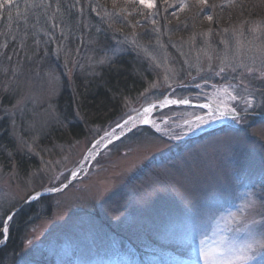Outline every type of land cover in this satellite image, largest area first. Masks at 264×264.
<instances>
[{"label":"rangeland","instance_id":"rangeland-1","mask_svg":"<svg viewBox=\"0 0 264 264\" xmlns=\"http://www.w3.org/2000/svg\"><path fill=\"white\" fill-rule=\"evenodd\" d=\"M101 1L102 12L94 10L83 23L85 36L98 28L79 70L80 48L65 44L83 43L81 33L61 31L56 49L55 30L45 32L60 0L55 7L36 0L35 9L29 0H12L0 8V221L16 210L27 216L34 203L38 209L23 223L15 260L4 264H205L198 253L204 238L210 257L227 264L229 244L252 242L253 226L245 229L231 214L250 193L264 199V80L254 79L264 71V0L244 4V14L224 12L242 0L215 7L198 0H160L158 6L155 0L153 8ZM217 10L224 14L214 17ZM41 26L43 35L37 34ZM31 47L44 49L43 65L34 53L24 58ZM50 53L61 65L46 71ZM128 54L143 68L142 90L124 99L107 125L64 143L48 139L59 124L66 128L55 106L63 78H89ZM220 67L225 71L217 74ZM236 94L242 99H230ZM182 98L191 104L150 108ZM227 107L243 119L220 116L218 109ZM145 108L151 109L143 116L148 123L125 124ZM226 122L234 127L215 129ZM18 156L35 163L22 172ZM14 222L0 224L9 228L0 240H8Z\"/></svg>","mask_w":264,"mask_h":264},{"label":"trees","instance_id":"trees-1","mask_svg":"<svg viewBox=\"0 0 264 264\" xmlns=\"http://www.w3.org/2000/svg\"><path fill=\"white\" fill-rule=\"evenodd\" d=\"M34 3V9L37 3L36 0H29ZM210 7L213 5L217 6L218 2L225 1L228 3V0H208ZM243 1V0H242ZM240 5L237 4L235 7L230 6L228 7L227 11H224L226 9H223L222 11L229 12L240 10L244 14V4L250 5L254 4V0H244V2ZM36 2V4H35ZM59 0H49V3L52 7H55L58 5ZM158 6L161 4L160 0H157ZM254 2V3H253ZM79 3V4H78ZM61 8L60 12L58 10V13L53 15L51 20H49L46 25H48V28L46 29V33L51 36L53 30H55L56 34L59 33L60 36L54 35L55 40L52 41V46H54L56 49L58 47L56 46H62L61 40L64 38V35L69 34L70 32H78L81 33V38L83 43H78V41H67L65 45L67 50L74 51L76 48H80L78 51L80 53L77 54L78 59L80 61L79 64H77V61L75 57L73 56L71 58L70 63H73V60L75 59V67L74 69L81 68V62L82 59H86L85 56L87 55L89 49L88 47L92 46V39L95 37L96 29L98 28L93 27L94 29L89 30L91 31L90 34H86L84 31L83 23L85 21V18L89 17L93 11H100L102 12L103 9V1L101 0H60ZM38 5V4H37ZM67 11L63 12L61 9ZM80 10L78 12V10ZM235 10H234V9ZM246 8V7H245ZM54 9V8H53ZM6 11L5 13H7ZM27 12H30L29 9ZM238 12V11H236ZM216 15L214 17H217V15L224 14L223 12H219L217 10ZM239 13V12H238ZM88 15V16H86ZM244 16V15H243ZM250 17V16H249ZM218 18V17H217ZM221 18V17H220ZM238 18V16L236 17ZM184 18H180L178 20V23L182 22ZM222 20V18H221ZM224 21V20H223ZM52 23V24H51ZM168 23V22H167ZM53 28H50V27ZM61 29V30H60ZM61 31L64 35L61 34ZM49 32V33H48ZM44 29L39 28L37 34L43 35ZM108 34V33H107ZM119 34V33H117ZM114 35L116 33L114 32ZM89 37V39H87ZM106 37V36H105ZM59 38V40H57ZM60 44V45H59ZM91 44V45H90ZM32 48V47H31ZM29 49L26 51V57L25 59L29 58L34 53V57L38 55V62L43 65L44 64V55L43 50L39 49L38 52L35 53V48ZM58 51V50H57ZM59 52V51H58ZM43 55V56H42ZM54 53H50L49 59L51 60V63L48 65L47 70H52L53 66H56L57 68L60 67V65L52 63ZM57 57V56H56ZM64 63V62H63ZM66 65V63L64 64ZM80 65V66H79ZM142 67H140L139 63L135 59L134 56L131 54L128 55H119L116 57V60L114 62H111L109 65L102 66L97 75H93L89 78H84V76H78L74 75L71 77V79L65 77L63 78L62 82V89L60 94L58 95V98L56 100L55 106L57 108V112L62 120V125L66 128L63 129L62 127H58L53 129V135L49 137L48 139H56L59 142L67 141V140H73L74 138H79L85 134L87 129L89 127L95 126V125H107L115 118V116L119 113L121 110L123 100L126 98H130L136 92H139L142 90V78L140 75ZM77 70L75 71V73ZM7 135L1 136V142L4 144V147L8 148L9 140L7 138ZM60 139V140H59ZM2 159V157H1ZM18 161V164L23 160L19 165V169L23 172L28 168V163H35L33 159L31 161H25L24 159L16 158ZM6 161V160H5ZM25 161V162H24ZM33 161V162H32ZM47 200V198H43V200ZM42 200V199H41ZM43 200L41 202H43ZM38 204H40L38 202ZM25 209L26 212H28L27 216L23 212H19L14 217V224L12 225V230L10 231L8 240L6 244L2 247H0V264H4V261L7 258L11 257V263L15 260L17 250L20 248V237H21V231L23 229V223H25L31 215L37 213V203H34ZM14 264V263H13Z\"/></svg>","mask_w":264,"mask_h":264},{"label":"snow or ice","instance_id":"snow-or-ice-1","mask_svg":"<svg viewBox=\"0 0 264 264\" xmlns=\"http://www.w3.org/2000/svg\"><path fill=\"white\" fill-rule=\"evenodd\" d=\"M140 5H143L147 8H153L155 7V0H135ZM200 4L207 5L208 0H198ZM229 2H232V0H229ZM12 0H3V3H0V8H3L5 4H11ZM187 4L183 3L181 4V8L186 7ZM207 19L211 20L212 17L208 16ZM10 60L11 57H8ZM262 67H264V61H262ZM233 71L236 70V67L234 66ZM225 71L224 67L219 68V73H223ZM247 71L249 73H252L255 71L254 68H247ZM254 79L258 80H264V71H260V74L255 76ZM248 86H246L247 88ZM224 91H227V89H224ZM261 91V90H257ZM250 96H253L254 93H249ZM261 95H264V91H261ZM230 99L237 100L242 99V97L239 96V94L231 95ZM171 104H187L189 103V100L187 99H179V100H169L167 101ZM244 103L247 106H252V99L245 100ZM151 109L145 108L143 111V114L137 113V117H129L128 121H125V124H127L129 121L135 123L136 119H141L142 122L148 123L149 121L146 119H143V116L146 115ZM219 115L224 116L226 114H231V117L233 120H242L243 117L240 115V113L237 111L236 107H227V108H221L218 109ZM244 111H247V107L244 109ZM197 123H203L204 118L201 116L196 117ZM191 123V122H188ZM117 127H123L121 125H117ZM75 175V173H73ZM52 191H57L59 189H51ZM36 197H32V199H35ZM19 210H17L18 214ZM234 220H237V216H239V219L237 220L238 223H242L243 227L245 229L249 228V225L251 224L253 227L249 229L248 234L252 238L251 243H247L246 245L234 248L231 244L228 246V253H229V260L227 264H233V261L237 262V264H249L250 261H255L256 264H264V252H261L260 249H264V199H257L255 197V193H250L244 206L238 210V213H232L231 214ZM256 216H260L261 219L258 221L256 219ZM14 219L13 214H9L6 217V220L0 221V224H4L7 222H10ZM257 229H259V232H257ZM9 231L8 227L0 228V235L3 233H7ZM236 231H240L239 228L236 229ZM259 236V238H257ZM3 240H0V243H3ZM206 238L200 240V247L198 250L199 256L204 259L205 264H217V262L210 257V253L205 247ZM220 255H223V253H220Z\"/></svg>","mask_w":264,"mask_h":264},{"label":"water","instance_id":"water-1","mask_svg":"<svg viewBox=\"0 0 264 264\" xmlns=\"http://www.w3.org/2000/svg\"><path fill=\"white\" fill-rule=\"evenodd\" d=\"M160 104H155V105H153L152 107H150V108H154L155 106H159ZM168 106H175V107H182V106H185L184 104H182V103H177V104H171V103H167V104H165L164 106H161V109H164L165 107H168ZM68 184H69V182H68ZM67 184V185H68ZM45 194H52V193H45ZM44 195V194H43ZM40 196V194H38V195H35L34 197H36L35 199H37L38 197ZM35 199H32V200H35ZM17 212V210L16 211H14L12 214L14 215L15 213ZM5 242H7V236H5V238H4V243Z\"/></svg>","mask_w":264,"mask_h":264}]
</instances>
